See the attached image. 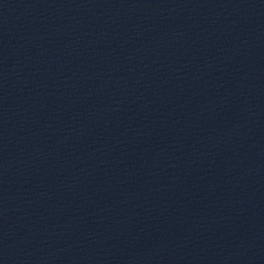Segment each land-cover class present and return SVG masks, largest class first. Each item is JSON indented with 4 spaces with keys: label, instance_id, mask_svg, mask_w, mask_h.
Masks as SVG:
<instances>
[{
    "label": "water",
    "instance_id": "obj_1",
    "mask_svg": "<svg viewBox=\"0 0 264 264\" xmlns=\"http://www.w3.org/2000/svg\"><path fill=\"white\" fill-rule=\"evenodd\" d=\"M0 264H264V0H0Z\"/></svg>",
    "mask_w": 264,
    "mask_h": 264
}]
</instances>
